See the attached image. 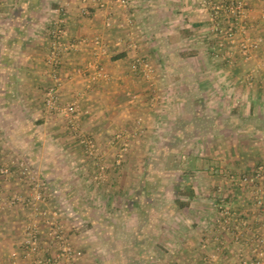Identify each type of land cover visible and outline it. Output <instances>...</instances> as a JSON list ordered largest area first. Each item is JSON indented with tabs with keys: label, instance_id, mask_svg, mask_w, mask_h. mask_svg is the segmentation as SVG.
<instances>
[{
	"label": "crops",
	"instance_id": "crops-1",
	"mask_svg": "<svg viewBox=\"0 0 264 264\" xmlns=\"http://www.w3.org/2000/svg\"><path fill=\"white\" fill-rule=\"evenodd\" d=\"M112 1L87 0L89 14L84 16L82 0H0V167L8 164L12 172L7 178L0 175V263L12 264L10 255L19 249L30 219L22 196L36 180L49 196V207L65 203L57 216L82 252L78 264H157L168 251L174 252L178 264H230L236 251L233 246L218 250L226 238L215 225V209L202 207L211 204L216 193L200 197L196 188L202 185L191 183V197L197 198H185L184 182L173 185L177 211L171 220L175 228L171 242L165 206L166 188L172 184L129 181L126 195L112 192V197H101L96 185L91 187L84 178L87 169L76 166L80 156L61 128L60 114L43 106L44 91L52 81L46 66L47 29L61 6L65 38L74 47L62 56L58 99L67 103L81 92L84 125L100 140L108 141L109 134L125 130L135 108L153 124L192 125L196 119L192 111L206 108L215 94L225 100L231 93L243 98L261 92L256 85L249 90L234 82L242 74H234L230 66L238 60L235 46L215 55L209 16L193 0H125L124 7ZM248 2L251 36L261 40L251 63L262 67L264 0ZM101 3L106 8H99ZM106 17L112 20L111 28L104 26ZM96 37L104 44L98 56L93 55ZM93 61L102 73L96 81H89L91 72L74 73ZM138 62L149 70L134 71L132 65ZM159 131L158 138L166 139L165 131ZM115 177L109 189L123 186ZM234 191L227 185L223 195L237 199L238 208L249 214L247 195ZM108 202L114 211H107ZM71 220L84 225L75 221L71 228ZM260 228L264 234V219ZM15 264L33 263L21 257Z\"/></svg>",
	"mask_w": 264,
	"mask_h": 264
},
{
	"label": "rangeland",
	"instance_id": "rangeland-1",
	"mask_svg": "<svg viewBox=\"0 0 264 264\" xmlns=\"http://www.w3.org/2000/svg\"><path fill=\"white\" fill-rule=\"evenodd\" d=\"M51 26L48 27L49 30ZM49 30L47 29L48 33ZM235 48L237 54L234 57L238 60L229 64L234 74L239 71L242 74L234 82L244 85L249 90L256 85V88L258 87L261 92L246 94L243 98L240 97V93H231L225 100L221 95L215 94L211 98V102L206 105V108L192 111L196 115H192L193 118L196 117V119H193L194 123L192 125L186 124L185 121L183 124H167V126H164V124L160 125L158 121L153 124L148 121V118H144L143 112L137 113V108H135L131 111L130 118H128L127 128L123 131L116 130L114 134H109L112 138L106 141L96 138L89 131V125H84V113L81 110V99H83V96L79 99V115L76 122L70 123L68 117L59 113L62 122L61 128L65 132V136H68L72 147L80 156L78 161H75L76 166L87 169L84 178L90 181L91 187L96 185V190L101 197H112L113 193V196L126 195L125 184L126 182L129 183V181H133L132 184L147 180L172 184V186L167 185L166 188L167 204L165 206L168 221V233L166 235L172 239L171 242H174L173 231L175 229L174 221L172 222L171 220H174L173 218L177 211L173 204L176 199V195L173 193L175 190L174 184L184 182L181 192L185 198H197V196L191 197V183L202 185V189L201 187L196 188L198 195L216 193L212 197L213 201L208 206H205L204 203H202L203 205L201 202L199 203L202 207L214 209L217 198L226 193L224 191L227 190V185L230 186V175L237 178L241 174H249L258 166L264 165V66L261 67L257 63H251L255 53L250 59L245 60L241 57L239 48ZM48 49L49 44L47 46V57ZM47 70L50 73L49 68ZM192 79L193 82H202L201 79ZM51 80L50 86L53 85L52 77ZM50 86L44 91L43 106L45 93ZM88 88V90H91L92 86ZM80 94L82 93L80 92ZM75 98L76 96L74 95L73 99L67 103L58 101V105L62 108ZM46 111L49 113L56 112L47 109ZM186 112L191 113L189 108ZM254 128L259 130L258 134ZM162 129L165 131L166 139H159L157 136L160 132L159 130ZM175 129H179L180 132L178 133L177 131V133L170 134V131L172 132ZM246 168L249 169L245 170ZM114 175L116 176L115 178L120 179V182H123V186L117 189H109V183L114 180ZM31 183H37L39 186L36 190L32 189L33 186H30L29 193L22 196V202L29 209L30 219L24 227L21 242L25 239L26 228L33 226V224L39 225L43 232H47L41 217L35 216V213L45 212L50 218H53L55 223L62 227L63 236L71 247L81 252L70 241L68 226L59 217L64 210L63 208H65V203L61 201L62 203L55 206L56 208L49 207V196L42 189V185L36 180H31ZM34 191H38L41 194L42 201L30 204L28 200ZM137 194L138 191H135L134 195ZM183 204L187 205L188 200L184 201ZM156 208H158L157 205ZM106 209L108 212L114 211L109 202ZM70 212H72L71 209ZM75 221H68V225L70 224L69 226L74 228L73 224L79 222V227H83L84 223ZM194 224L192 221L188 222L190 226H195ZM44 239V241L41 240V246L44 249L45 258H48L50 254L56 251L57 246L53 245L52 242L50 243L48 238L44 237ZM170 239H168L169 242ZM49 247L50 254L45 252ZM16 252L21 254L20 246ZM174 255V252L168 251L165 255L166 259L157 264H178L173 261ZM21 257L24 258L22 255H19L18 258ZM27 259L33 264L36 260L34 256Z\"/></svg>",
	"mask_w": 264,
	"mask_h": 264
},
{
	"label": "built area",
	"instance_id": "built-area-1",
	"mask_svg": "<svg viewBox=\"0 0 264 264\" xmlns=\"http://www.w3.org/2000/svg\"><path fill=\"white\" fill-rule=\"evenodd\" d=\"M195 4L209 16L210 29L213 40L215 41L214 53L225 49L226 46L238 47L241 57L245 60L251 58L261 44L259 38L253 39L251 36V26L249 24V14L251 6L248 0H193ZM83 3L87 0H82ZM117 5L124 7L125 0H113ZM99 8H106V4L101 3ZM57 17L51 23L49 30V49L46 65L49 68L50 75L53 79V85L50 86L44 98V107L49 111L62 113L69 118L70 123L76 122L79 115V99L82 94L76 93V98L62 107L58 104V90L61 85L60 69L62 65V56L69 52L74 44L68 42L65 38V8L57 9ZM81 14L86 16L89 14L88 4L85 3L81 9ZM106 28L112 27V20L106 17L104 21ZM95 49L94 56H98L104 49V44L100 38L96 37L92 41ZM139 67L149 70L147 64L138 62L132 65L134 71ZM141 69V70H142ZM89 81H96L101 77L102 73L97 62H88L85 69L77 68L74 73L77 75H87ZM20 167H24L22 164ZM11 167L8 164L0 167V175L7 178L11 175ZM230 187L235 191H240L247 195L250 213L241 211L238 208L237 199H233L229 195H220L215 204L216 211L215 225L223 236L224 242L218 249L225 251L228 247L233 246L236 256L230 264H264V234L261 232L260 223L264 219V165L258 166L249 174H241L237 178L233 175L229 176ZM35 189L39 186L37 183L32 184ZM234 191V192H235ZM42 196L38 191H34L28 202L34 204L41 202ZM37 210V209H36ZM35 216L41 217L47 232H43L39 225L26 228L25 239L20 244L21 254L14 251L10 255L12 264L16 263L19 255L24 258L36 259L34 264H78L81 252L75 250L63 236L62 227L59 226L53 218H50L45 212L35 213ZM42 237L48 238L50 243L57 246L54 253L50 254V247L46 249L49 257L45 258L44 249L41 246ZM211 259H216L214 255ZM3 264V263H0Z\"/></svg>",
	"mask_w": 264,
	"mask_h": 264
}]
</instances>
